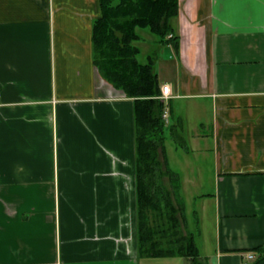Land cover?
Masks as SVG:
<instances>
[{"label":"crops","instance_id":"0c3cea01","mask_svg":"<svg viewBox=\"0 0 264 264\" xmlns=\"http://www.w3.org/2000/svg\"><path fill=\"white\" fill-rule=\"evenodd\" d=\"M99 16V0H0V264H190L138 255L134 107L93 63ZM171 26L177 49L150 37L145 58L167 120L199 129L168 166L179 192L191 157L212 181L184 224L205 264H264V0H179Z\"/></svg>","mask_w":264,"mask_h":264},{"label":"trees","instance_id":"16d2710c","mask_svg":"<svg viewBox=\"0 0 264 264\" xmlns=\"http://www.w3.org/2000/svg\"><path fill=\"white\" fill-rule=\"evenodd\" d=\"M100 16L92 24L93 63L100 76L131 99L135 118L136 247L140 257H185L190 264H205L194 234L181 235L184 204L179 195L180 175L168 166L165 141L170 134L177 144V124L162 118L165 106L158 100L160 87L155 60L137 57L139 29L147 30L156 43L177 49L171 20L179 12V0H99ZM170 35V37H168ZM173 113L170 109L169 118ZM167 179V184L164 183ZM176 201V205L173 203ZM180 215L177 216V214ZM258 261L263 259V249Z\"/></svg>","mask_w":264,"mask_h":264},{"label":"rangeland","instance_id":"374dc122","mask_svg":"<svg viewBox=\"0 0 264 264\" xmlns=\"http://www.w3.org/2000/svg\"><path fill=\"white\" fill-rule=\"evenodd\" d=\"M138 33L140 34V36L144 39V41L141 42H136L135 44L137 46L140 47L141 49V54L138 56V59L141 63H144L146 61V52L147 53H153L154 49L151 48V46H149V43H147V41H145L146 39L153 37L147 30H142L139 29ZM160 53V57H163L164 53H167V50L165 47H160V49H158ZM169 76V74H167V77ZM171 77V76H169ZM173 107H175V109H179V105L177 103H172ZM167 107V106H166ZM184 110V108H183ZM183 113H181L182 115ZM180 116V115H179ZM177 115H173V119L171 120V118H168L166 124L169 125L172 124V122H174L175 124L179 123L181 125V121H183V124L186 126L185 129L182 130V128H180V126L177 124V135L180 136L183 140V144H177L175 142V139H173V141H166L165 143V148L167 150V155L169 157L170 162L173 163L172 168L173 169H183V165L187 164L184 162H182L181 164L176 163L175 160L176 158L180 159L179 157H181V159L183 158V154L185 153H189V143H188V135L189 134H193L196 130L199 129V127L197 126V122L198 120L195 117H191L190 115H185V120L182 116L179 117ZM166 135L168 136V129H166ZM198 156V154H197ZM195 157V156H194ZM187 158V157H186ZM187 160H190L187 158ZM191 162V163H189ZM188 162V167L187 170H185L184 174L185 175H189V177H191V180L193 181L194 185H190V186H185L184 188V192H179L180 194L177 196L181 197L182 203L184 204V212H185V207H186V221H189L191 219V215H190V211L194 208V209H198L199 205H196L193 203L192 198L193 197H197V196H202L206 193H209V187L211 186L212 181L209 178V171L204 167L203 170V174L200 176V172L197 170V167H199V162L195 161V159L193 157H191V160ZM207 165V164H205ZM183 174V175H184ZM164 183L167 184V179L164 178ZM180 182H181V175H180ZM181 186V184H180ZM202 199V197L200 198ZM173 203L175 204L176 201ZM176 205V204H175ZM180 215V213L177 214V216ZM194 216V225H193V229L196 231V226H197V221L198 218L196 217V214L193 215ZM199 217V216H198ZM180 229H181V235H185L186 233H190V231L187 229V222L184 224V220L180 222ZM192 233V232H191ZM193 234V233H192ZM200 243V239L197 241V244ZM147 258V257H145ZM149 258V257H148ZM169 258V257H168ZM179 260V259H176ZM159 262L161 261V259L158 260Z\"/></svg>","mask_w":264,"mask_h":264},{"label":"built area","instance_id":"2783aa9c","mask_svg":"<svg viewBox=\"0 0 264 264\" xmlns=\"http://www.w3.org/2000/svg\"><path fill=\"white\" fill-rule=\"evenodd\" d=\"M171 98V91L169 90L168 86H162L161 88V94L158 97V99L160 100V102H162L163 104ZM167 112L166 110H164L163 114H162V118L166 121L167 120ZM247 260L253 261L255 260V257L251 254L246 256Z\"/></svg>","mask_w":264,"mask_h":264}]
</instances>
